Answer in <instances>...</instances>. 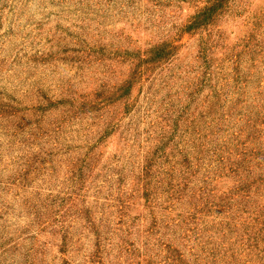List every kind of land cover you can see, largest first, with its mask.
<instances>
[{
    "label": "rangeland",
    "instance_id": "obj_1",
    "mask_svg": "<svg viewBox=\"0 0 264 264\" xmlns=\"http://www.w3.org/2000/svg\"><path fill=\"white\" fill-rule=\"evenodd\" d=\"M209 1L0 0V264H264V0Z\"/></svg>",
    "mask_w": 264,
    "mask_h": 264
},
{
    "label": "trees",
    "instance_id": "obj_2",
    "mask_svg": "<svg viewBox=\"0 0 264 264\" xmlns=\"http://www.w3.org/2000/svg\"><path fill=\"white\" fill-rule=\"evenodd\" d=\"M228 0H210L201 8L185 26V33H191L211 24ZM174 47L169 44L153 48L151 51L157 59H164L172 54Z\"/></svg>",
    "mask_w": 264,
    "mask_h": 264
}]
</instances>
